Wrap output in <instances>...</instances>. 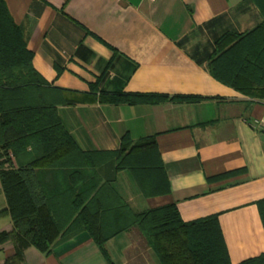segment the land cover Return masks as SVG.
Listing matches in <instances>:
<instances>
[{"label": "crops", "instance_id": "crops-1", "mask_svg": "<svg viewBox=\"0 0 264 264\" xmlns=\"http://www.w3.org/2000/svg\"><path fill=\"white\" fill-rule=\"evenodd\" d=\"M33 67L74 103L57 115L84 152H113L125 136L155 138L171 191L146 197L129 170L109 160L97 174L136 213L176 204L184 221L219 215L232 264L264 254V100L217 81L208 69L214 42L262 22L247 0H5ZM197 96L199 102L109 104L101 93ZM61 95V94H59ZM57 95L60 99V96ZM94 170H86L90 175ZM35 189L56 194L71 171L36 170ZM114 178V179H113ZM92 183L87 181L86 186ZM0 183V264H109L91 235L60 236L49 253L15 258L17 241ZM113 264H161L137 228L106 243Z\"/></svg>", "mask_w": 264, "mask_h": 264}, {"label": "trees", "instance_id": "trees-1", "mask_svg": "<svg viewBox=\"0 0 264 264\" xmlns=\"http://www.w3.org/2000/svg\"><path fill=\"white\" fill-rule=\"evenodd\" d=\"M247 1L257 5L262 22L245 33L226 32L217 38L208 69L221 84L264 100V0ZM33 57L5 0H0V183L7 201L3 213L10 216L17 241L15 258L22 259L29 247L47 254L60 236L86 231L113 264L106 243L137 228L161 264H232L219 215L186 222L176 204L136 213L113 189V180L97 174L114 160L115 171L129 170L146 197L171 191L155 138L134 143L125 136L116 151H82L56 111L58 102L74 101L63 96L65 90L46 83L34 69ZM202 99L127 92L100 96L102 103L130 105ZM43 168L71 171L69 183L56 194L40 193L33 180ZM257 206L264 226V199ZM9 238L0 234V246ZM240 264H264V254Z\"/></svg>", "mask_w": 264, "mask_h": 264}, {"label": "built area", "instance_id": "built-area-1", "mask_svg": "<svg viewBox=\"0 0 264 264\" xmlns=\"http://www.w3.org/2000/svg\"><path fill=\"white\" fill-rule=\"evenodd\" d=\"M255 125L259 126L260 128H262L264 130V118H262L260 120H256Z\"/></svg>", "mask_w": 264, "mask_h": 264}]
</instances>
